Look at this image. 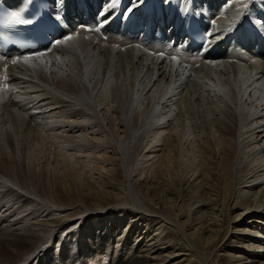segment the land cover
<instances>
[{
	"label": "bare ground",
	"instance_id": "obj_1",
	"mask_svg": "<svg viewBox=\"0 0 264 264\" xmlns=\"http://www.w3.org/2000/svg\"><path fill=\"white\" fill-rule=\"evenodd\" d=\"M37 1L50 37L0 54V264H264V0Z\"/></svg>",
	"mask_w": 264,
	"mask_h": 264
},
{
	"label": "rangeland",
	"instance_id": "obj_2",
	"mask_svg": "<svg viewBox=\"0 0 264 264\" xmlns=\"http://www.w3.org/2000/svg\"><path fill=\"white\" fill-rule=\"evenodd\" d=\"M128 194H129V192H127V197H128ZM122 196H123V194H122ZM129 197H131L130 194H129ZM133 197H134V199H130V200H132L134 202H138L137 195H133L131 198H133ZM123 198L124 197H122V199ZM128 206H132L133 207L132 202ZM39 207L40 208H36L35 211L41 209L43 206L39 205ZM70 213H71V216L74 219H81V217H84V215H85V213L83 211H81V209H78L77 207H73V209L70 211ZM40 237H41V235L40 236L39 235H35V236L32 237L33 241L31 239V242L28 241L29 243L27 242V244H24L23 246H19L18 249L16 250L17 253L15 252L16 253V258H14L15 261L17 259V262L21 263L25 258H27L28 256L36 253L37 247H38V249L39 248L41 249V246H43V244L40 243V240H41ZM34 243H35V245H33ZM55 245H56V242L53 243V249H55V247H56ZM95 246H97V245H95ZM30 251H31V253L29 254ZM37 251H39V250H37ZM47 251L50 252L51 250H47ZM53 254H54L53 251H52V253L50 252L51 258L53 257ZM45 257H47L46 254H44L43 258H45ZM46 262H47V260L44 263H46ZM41 263L44 264L43 262H41ZM34 264H36V261H35ZM37 264H39V263H37Z\"/></svg>",
	"mask_w": 264,
	"mask_h": 264
},
{
	"label": "snow or ice",
	"instance_id": "obj_3",
	"mask_svg": "<svg viewBox=\"0 0 264 264\" xmlns=\"http://www.w3.org/2000/svg\"><path fill=\"white\" fill-rule=\"evenodd\" d=\"M141 2H142V0H138V3H141ZM110 4H111V0H110ZM57 19H60V17L58 16ZM72 38H73L72 36L67 37V39H69V40H71ZM41 55H43V54H41ZM24 59H25V61H27L28 57H25ZM173 59H175V57ZM13 63H16V61H13Z\"/></svg>",
	"mask_w": 264,
	"mask_h": 264
}]
</instances>
